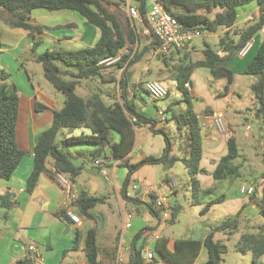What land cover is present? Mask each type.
I'll return each instance as SVG.
<instances>
[{
  "label": "trees",
  "instance_id": "obj_1",
  "mask_svg": "<svg viewBox=\"0 0 264 264\" xmlns=\"http://www.w3.org/2000/svg\"><path fill=\"white\" fill-rule=\"evenodd\" d=\"M120 1L122 0H0V11L7 14L5 22L9 26L20 27L28 31L29 37L33 40L31 46L33 51L37 46L35 33L62 27L60 25L49 27L31 22V13L35 9L49 12L74 11L99 30V36L91 46L73 50L52 47L34 55L35 61L42 67L46 80L64 94V99L62 105L53 110L51 125L43 130L36 139L33 148V165L26 181L28 191L34 188L42 173L54 176V172L59 171L68 176L72 182L75 180L80 169L73 165L69 155L63 152L56 143L61 128L80 129L78 134L65 135L60 138L59 142L63 146L96 145V149L91 151L95 157L104 155V147L110 146V155L115 159H121L119 166L126 167L128 170L120 189L121 197L128 202H140L137 196L127 195V192L132 173L144 163H162L165 169H169L173 163L179 161L185 166L191 183L195 188H200L197 175L206 173V170L200 166L202 158L200 124L197 113L193 112L190 106L181 112L171 110L170 118L175 122L177 129V132H174V141L171 142L169 131L156 127L157 120L146 116L133 101L137 86L143 89V82L138 81L133 88L132 95L129 96L127 95L129 79L125 75L120 79V97L111 103L105 102L103 96L98 92H94L87 98H82L74 93L79 80L83 78L99 77L101 81L116 82V77L112 73L104 71L105 66L100 63L103 59L119 53L120 59L115 63V66L125 65L127 69H130L134 62L142 59L145 53L151 52L154 48L156 40L141 41L140 26L136 25L135 19L131 20L127 16L121 17L117 9ZM158 1L185 28L196 26L207 33H214L219 27H224L226 30L233 27L240 7L250 3L257 5L259 12L256 17L257 21L243 27L235 41L231 39L228 42L220 36L218 38L219 50L206 46L201 59L190 61L187 64H181L188 58L187 53H183L176 62L171 64L172 55L162 57L164 64L174 70L173 79L176 86L185 93L188 92L187 84H190L189 77L192 70L199 66L209 68L214 77H225L228 84H231L234 72L227 67V63L238 55V51L247 40L264 30V0ZM134 2L139 13L143 15L148 9L149 0H134ZM110 5H113L114 9L109 10ZM211 13H213L212 16ZM173 52L180 53L179 50ZM58 63H62L64 67ZM242 73L257 77V80L251 85V91L257 104L254 115L264 123V39L256 47L250 60L244 64ZM7 78L8 73L4 69H0V179L6 181L27 154V151L20 148L16 141L20 92L15 83L6 81ZM228 84L225 85L227 89ZM101 93L104 94V92ZM168 93L167 90V95ZM45 108L44 104L35 102L36 110ZM169 108L168 106L166 111ZM203 112L211 113L213 111L204 110ZM140 124H147L151 132L162 134L165 146L160 156H147L138 162L131 163L128 155L135 146L136 129ZM114 133L119 136L117 141L113 139ZM174 144L177 146V153L172 152ZM237 145L235 136H229L226 141V153L214 161V167L210 171L212 178L223 180L239 176V166L232 164V160L239 154ZM105 158L106 155L103 156L104 160ZM261 178L260 191L250 195L249 202L255 204L258 212L264 218V171ZM165 182H169L167 175ZM170 186H172L171 183ZM10 197L8 192L0 194V209L8 210L12 206V202L9 201ZM149 197L152 200L151 212L159 222L158 211L153 208L156 196L151 193ZM222 200L223 196H220L208 201L202 209L203 212H206L212 204ZM102 203H104V197L90 195L84 190L75 199L79 213L87 218H93L90 210ZM177 212L178 209L173 208L171 219L176 216ZM5 213L6 211L3 215ZM239 222V215L232 219H225L215 227L214 231L232 232L237 228ZM150 229L152 228L143 227L134 235L130 264H143L141 252L145 247ZM214 231L208 232L203 239L174 238L172 246H170L169 236H159L152 245L153 262L148 264H156L157 261H162L163 264H195L202 248L206 250V260L202 264H220L226 246L214 239ZM80 241L81 239L76 233L73 238V248H77ZM82 242L86 264H102L99 258L96 228H89ZM234 250L242 253L250 252L253 257L252 263L259 264L258 259L264 253V234L242 233L239 241L234 245Z\"/></svg>",
  "mask_w": 264,
  "mask_h": 264
},
{
  "label": "crops",
  "instance_id": "obj_2",
  "mask_svg": "<svg viewBox=\"0 0 264 264\" xmlns=\"http://www.w3.org/2000/svg\"><path fill=\"white\" fill-rule=\"evenodd\" d=\"M120 2L119 6L122 3L123 5L127 3L131 5L135 4L134 0H122ZM112 9H114V6L110 5L109 10ZM258 13V7L255 3H250L246 6L240 7L238 9V16L234 26L242 29L251 22L256 21L253 19H256ZM6 17L7 14L0 11V32L2 42V46L0 47V66L3 67L4 70H10L9 67H11V65H17L18 59L20 58V54H15L14 52L20 49L23 45L31 49L33 40L29 37L27 30L20 27L9 26L5 22ZM31 22L49 27L56 25L62 26L58 29L43 30L40 33H35L37 45H45L47 47L46 50L51 49L52 47L64 48L62 46L66 47V45H78L77 49L85 46H91L95 43L99 36V30L94 25L89 24L81 15L70 10L49 12L43 9H35L31 13ZM134 22L136 25L140 26L139 34L141 41L148 42L152 40L148 36L141 33V23L138 20H135ZM222 28L223 30H226V28ZM254 38L255 42L253 45L254 47H252L253 49L251 48L244 56H235L227 63V67H229L233 72V66H236L237 72L243 74L242 69L244 64L250 60L256 47L264 39V30L257 33ZM191 47L192 43L179 49H173L172 51L179 50L180 53H173L177 58H179V56L183 53H187L188 55ZM6 52L12 53V56L8 55ZM171 55L172 54H169L167 56ZM32 58L34 59L33 56ZM142 58L150 60L154 57L150 55V52H147ZM9 61H11L10 66H8ZM106 68L107 67L104 68V71ZM115 71L112 74H114ZM127 77L129 79L128 85L130 86L134 83L130 86L134 88L139 80L133 79V71L131 70V67L128 69ZM247 78L248 79L245 83L251 90V85L257 80V78ZM233 81H235V76ZM12 82L15 83L20 92L19 116L16 125V141L20 148L27 151V154L21 159L17 168L7 181L0 179L1 193H10L11 197L9 198V201L12 202V206L8 210L0 209V264H33L28 248L29 245H34L37 248L38 252L44 258V264H86V256L82 239L84 238L87 230L91 227H94L97 230L99 258L102 264L122 263L119 259H121V255L124 253L127 254L126 264H130L133 237L137 231L148 226H142V228L132 230L131 228H133V224L131 223V218L129 222L130 225L128 227H123V220L125 219V221H127L126 215L131 209L127 201L124 200L120 194L123 181L128 173L127 168L119 166L121 159H115L110 155L109 145L104 147V155H106L105 160L103 159L104 155L95 157L91 154V151L96 149V145L80 144L67 146L66 153L71 158L73 165L80 169L75 177V180L73 182L70 180L73 192L78 195L84 190L90 195L104 197V203L99 204L90 210L93 218H87L80 214L75 205V201H72L69 204L74 213L80 217V224L74 223L69 217H67L63 206L65 189L54 176L48 173L40 174L37 184L31 191H28L26 189V181L33 165V148L35 146L36 139L43 130L51 125L53 110L59 107L54 99L48 98L42 90L38 89L29 81L28 86L24 85L23 88H21V82H17L15 80ZM23 82L27 85L24 79ZM189 86H191V83ZM231 92L234 93L235 91L232 89ZM231 92H229V94ZM143 95L147 96L145 91H140L137 86L136 93L133 95L134 103L136 104V98H143ZM103 99L107 103L112 102L108 99L106 94H103ZM36 101L44 104L46 108L39 111L36 110ZM252 102L255 104L254 95L252 97ZM224 117L229 130L233 133L235 138H237L236 120L232 117V115L228 117L224 115ZM172 125L173 126H170L168 119L166 123H161V126L165 130L172 132L173 129V131H176L177 129L174 121L172 122ZM246 125L249 124L246 123L245 127ZM79 131L80 129H76L71 134H78ZM212 131H215L212 126H208L206 128H202L200 126L201 145L209 144L210 133ZM118 138V134L114 133L113 139L117 141ZM242 142H244V140ZM138 149L139 147L136 146L135 142L133 150L128 155L129 162L135 163L147 156H152L151 154H146L143 150H140V154H138ZM172 152L177 153V146L175 144L172 147ZM95 158L100 159L101 162L95 163ZM154 165L156 166V173L159 172V168H164L162 163H154ZM208 174L211 176L210 172ZM166 175L171 183V175H173L171 168L165 170L162 177V183L167 184L171 188V193H175L177 188L174 184L170 186L169 182H165ZM232 183V177H230L219 180L217 185L220 187H230ZM129 190H131V195L134 190L139 191L138 194L141 195V197L138 198L140 199L141 204L146 202L149 194L151 193H153L156 197L162 195L160 187L157 184L154 187L145 186L141 180L132 177V175ZM220 196H223V194L217 197ZM215 198H212L211 200ZM226 198L227 197L223 196V201ZM112 202H115L120 211L121 209L123 210V208H126V215L124 216L121 214L122 226L120 230H112L111 233L110 231L106 233V229L109 226L110 221L109 211L111 210ZM249 205L251 208L257 210L254 203H250ZM170 206L171 211L173 208L178 209L177 204H171ZM5 211V215H3ZM140 212V208L135 209V214H139ZM111 213H113L112 210ZM242 218L247 220L249 217L246 214H242L239 216V219L241 220ZM149 228L152 229L148 230V233L153 232V227ZM208 232H206L200 239H203ZM220 232L225 233V231ZM76 233H78L81 241L77 248H73V238ZM188 237L189 236L183 238ZM173 240L174 238L170 239V246H172ZM146 244L147 240L145 246ZM202 249L200 253L202 252ZM259 261V264H264V253L260 256ZM195 264H197V260Z\"/></svg>",
  "mask_w": 264,
  "mask_h": 264
},
{
  "label": "rangeland",
  "instance_id": "obj_3",
  "mask_svg": "<svg viewBox=\"0 0 264 264\" xmlns=\"http://www.w3.org/2000/svg\"><path fill=\"white\" fill-rule=\"evenodd\" d=\"M119 3L117 9L123 18L127 14L123 3L120 6ZM210 15L212 16L213 13ZM253 20L257 21V18ZM241 30L237 26H233L227 30L219 27L214 34L204 31L205 34L203 36H198L193 39L188 58L181 62V64H187L190 61L201 59L203 57V49L206 46L214 50H219L220 44L218 38L220 36L228 42L231 39L234 41L237 40ZM62 47L73 50L77 49L78 45H66V47ZM46 48L45 45L41 44L40 46L37 45L33 51L23 45L15 51V54H20V58L18 59L17 65H11L9 67L10 70H5L8 73L6 81L8 83L14 80L21 82V88L24 85L28 86L29 81L38 89L42 90L48 98L54 99L57 106L60 107L64 99V94L46 80L41 65L32 58L35 54L44 52ZM6 53L12 56V53ZM173 53L175 52L171 51L170 53L174 57L170 60V64L176 62L178 59ZM162 57L158 56L150 60L142 58L132 64L131 70L133 71L134 80L138 79L140 82L153 79L160 80L169 92L168 95L157 101L150 100L146 95H143V98H136L137 106L141 108L146 116L155 118L157 120L156 125L160 128H163L161 123L167 122V120L160 121V112L166 115L168 123L170 126H173V120L170 118L171 110L181 112L188 106H190L193 112L198 114L204 110H221L227 117L232 115L237 123L236 139L239 153L232 160V164L239 166V176L232 177L233 183L230 187H220L217 185L219 180L209 176L208 173L214 167V161L212 160H216L227 151L223 136L213 128L215 131L210 133L209 144L202 145L200 166L206 170L207 174L200 173L197 175L200 181V188H195L191 183L185 166L179 161H176L170 167L173 171L174 186L177 188L175 193H171V188L167 184L162 183L165 168H159V172L156 173V166L154 164H142L134 171L132 177L141 180L145 186L154 187L157 184L160 187L162 195L167 197L169 204L178 205V212L173 219L165 221L163 225H158L159 223H157L150 209L152 205L151 199L149 202H143L142 204L140 202L127 201L134 217L131 219V223L133 224V228L131 229L148 226L153 227V233H158L161 236H169L170 239L187 236L200 239L206 232L214 231V227L221 224L225 219H232L238 215L246 214L249 218L247 220L242 218L237 228L233 229L232 232L225 231V233H222L220 231H214V239L226 246V251L223 254V260L220 264H253L252 254L250 252H246L245 254L236 252L234 251V245L239 241L241 234L244 232L264 234V218L257 210L250 207L248 199L250 195L243 194L239 190L242 184H252L254 185V193L256 191L259 193L262 180L261 174L264 171V123L254 115L257 104L256 101L253 104V92H251L245 83L248 79L247 77H251V79L257 77L251 74H241L237 72V67L233 66L235 81L228 84L225 77L216 78L210 73L209 68L199 66L192 70L189 77L191 86L187 84L188 92L185 93L176 86V82L173 79L174 70L169 65L166 66L164 64ZM10 64L11 61L8 62V66ZM58 64L64 67L62 63ZM1 68L3 69L0 66ZM115 70L116 66L113 64L108 66L105 71L111 74ZM23 79L27 85L24 84ZM227 84L229 86L228 89L225 88ZM130 86L128 85L129 89ZM129 89L127 90V95L130 96L131 91ZM232 89L235 91L234 93L231 92ZM106 91L109 94H106ZM94 92H98L101 96H103L101 92H104L112 102L118 100L121 94V91H117L115 82L101 81L99 77L80 79L74 90V93L82 98H87ZM229 92L231 93L229 94ZM168 106L170 108L166 111ZM224 121L229 137L233 133L229 130L225 117ZM246 123L249 124V128L245 127ZM73 131L70 128H61L58 133L56 143L63 152H66L67 146L60 144V138L65 135H70ZM174 132L172 129V132L169 131L168 133L171 142L174 141ZM243 140L244 142H242ZM136 146L139 147L137 150L138 154H140V150H143L146 154L160 156L165 146V140L162 134L151 132L147 124H140L136 129ZM222 194L227 197L224 201L222 200L211 205L208 211L203 212L202 209L209 200ZM136 208L141 209L139 214H135ZM111 210L113 213H111ZM111 210L109 211L110 221L106 233L108 231L111 233L112 230H120L122 226L121 214L126 215V208L120 211L115 202L111 203ZM124 221L125 219L123 223ZM126 255V253L121 255V259L119 260L122 263L120 262L119 264L127 263ZM205 260L206 250L203 248L197 258V264H202ZM258 262L260 263L259 259Z\"/></svg>",
  "mask_w": 264,
  "mask_h": 264
},
{
  "label": "built area",
  "instance_id": "obj_4",
  "mask_svg": "<svg viewBox=\"0 0 264 264\" xmlns=\"http://www.w3.org/2000/svg\"><path fill=\"white\" fill-rule=\"evenodd\" d=\"M126 14L129 19L138 20L142 25L141 33L148 36L151 39L156 40V44L150 55L152 57L169 55L173 49H179L192 43L193 39L198 36H203L205 32L196 26L185 28L182 23L178 21L176 17L170 14L158 0H149L148 9L141 15L139 10L134 5L129 3L123 5ZM255 38L252 37L245 42L242 48L238 51L239 56H244L253 47ZM120 59V54L107 57L103 59L102 63L105 67L115 64ZM128 69L126 66L116 67L114 73L116 77L115 87L117 91H121L120 79L127 76ZM142 88L152 101H157L164 98L167 95V88L160 80H147L142 84ZM129 89V87H128ZM130 95L133 93V87L129 89ZM119 95V94H118ZM160 114V121L166 120L164 113ZM199 124L202 128L212 126L220 135L223 136L225 142L228 139V133L224 121V115L221 111H213L211 113H199L197 114ZM249 128V125H246ZM101 160L96 158L95 163H100ZM54 177L61 183L65 189V196L63 198V206L65 213L74 223L80 224V217L74 213L69 204L75 201L77 195L73 192L72 183L70 179L62 172L55 171ZM171 184H174L173 176L171 175ZM240 192L246 195L254 193V185L242 184L240 186ZM1 193V189H0ZM127 195H131V190L127 192ZM153 208L158 211L159 224H164L165 221L171 219L172 211L168 199L164 195H159L153 202ZM133 217V212L129 211L126 215L127 221L123 223L124 227L130 225V219ZM158 233L149 232L147 244L141 252L143 264L153 262L154 251L152 249L153 242L159 237ZM30 257L33 264H44V258L38 252L34 245H29ZM156 264H163L162 261H157Z\"/></svg>",
  "mask_w": 264,
  "mask_h": 264
},
{
  "label": "water",
  "instance_id": "obj_5",
  "mask_svg": "<svg viewBox=\"0 0 264 264\" xmlns=\"http://www.w3.org/2000/svg\"><path fill=\"white\" fill-rule=\"evenodd\" d=\"M138 192H139L138 190H134V191H133V195H134V196H137V197H141V195H139ZM150 199H151V198L148 197L147 200H146V202H149Z\"/></svg>",
  "mask_w": 264,
  "mask_h": 264
}]
</instances>
